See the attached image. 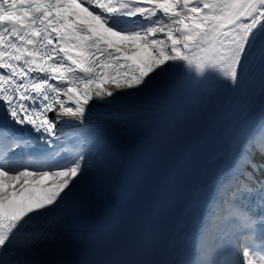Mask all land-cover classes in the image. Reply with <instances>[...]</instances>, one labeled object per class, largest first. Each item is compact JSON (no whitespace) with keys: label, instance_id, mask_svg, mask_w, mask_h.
Listing matches in <instances>:
<instances>
[{"label":"snow or ice","instance_id":"snow-or-ice-1","mask_svg":"<svg viewBox=\"0 0 264 264\" xmlns=\"http://www.w3.org/2000/svg\"><path fill=\"white\" fill-rule=\"evenodd\" d=\"M0 264H264V0H0Z\"/></svg>","mask_w":264,"mask_h":264}]
</instances>
